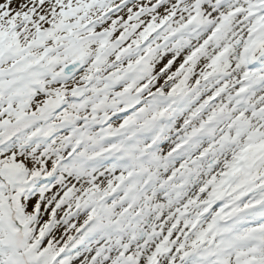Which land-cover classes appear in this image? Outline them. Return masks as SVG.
<instances>
[{"label": "snow or ice", "instance_id": "snow-or-ice-1", "mask_svg": "<svg viewBox=\"0 0 264 264\" xmlns=\"http://www.w3.org/2000/svg\"><path fill=\"white\" fill-rule=\"evenodd\" d=\"M77 261L264 264V0H0V264Z\"/></svg>", "mask_w": 264, "mask_h": 264}, {"label": "rangeland", "instance_id": "rangeland-1", "mask_svg": "<svg viewBox=\"0 0 264 264\" xmlns=\"http://www.w3.org/2000/svg\"><path fill=\"white\" fill-rule=\"evenodd\" d=\"M178 63V62H177ZM165 148H167V145H164ZM76 264H79V262L77 261Z\"/></svg>", "mask_w": 264, "mask_h": 264}]
</instances>
